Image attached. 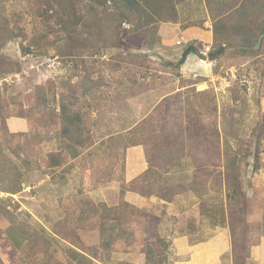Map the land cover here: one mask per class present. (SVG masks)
I'll return each instance as SVG.
<instances>
[{
  "label": "rangeland",
  "instance_id": "obj_1",
  "mask_svg": "<svg viewBox=\"0 0 264 264\" xmlns=\"http://www.w3.org/2000/svg\"><path fill=\"white\" fill-rule=\"evenodd\" d=\"M185 1L191 0L177 5L178 20L171 24L179 23L181 10L186 23L180 29L205 30L202 0L187 9ZM235 5L233 0L228 9ZM44 10L40 0H0V264H90L77 260L72 250L83 252L76 247L96 254L92 264L194 263L200 251L189 252L188 244L209 248L231 241L226 226L231 189L223 178L227 152L240 161L247 197L254 245L247 264H264V39L262 47L248 45L243 52L239 37L222 34L232 21L213 20L221 35L216 41L214 34L209 51L202 42L182 39L178 28L167 41L160 23L146 41L126 38L105 52L98 47L106 42L103 34L96 50L83 48L89 40L68 53L67 43L50 31L55 20ZM255 24L250 30L260 32ZM222 42L232 45L211 60ZM185 52L190 59H182L180 67L167 64L178 63ZM63 104L85 119L88 149L77 134L68 138L52 124ZM211 142L213 153L207 149ZM130 148L143 151L148 164L141 158L143 170L159 172V187L167 194L177 188L186 193L171 205L151 202L153 196L135 200L137 210L157 219L160 231V241L150 243L159 249L146 247L143 253L139 220L127 224L120 209L107 211L118 208L112 205L116 199L134 202L126 197L134 180L124 179ZM256 154L260 169L254 171ZM58 162L62 166L53 167ZM112 177L120 187L119 193L108 191V203L89 197L87 182L93 189ZM197 192L203 197L196 198ZM192 193L197 201L189 198ZM231 262V253L223 256L222 264Z\"/></svg>",
  "mask_w": 264,
  "mask_h": 264
},
{
  "label": "trees",
  "instance_id": "obj_2",
  "mask_svg": "<svg viewBox=\"0 0 264 264\" xmlns=\"http://www.w3.org/2000/svg\"><path fill=\"white\" fill-rule=\"evenodd\" d=\"M40 1L44 5L45 16L55 20L53 25L49 26L50 31L54 33L55 37L60 41L62 40L64 43H67L66 49H68L67 51L70 53L75 48L77 43L81 45L82 41L89 40L91 43H85L83 48L88 51L96 50L97 43L103 34H105L104 36L106 38V42L98 45V47L106 50L105 52H109V50L117 48L119 43L122 44L123 39L126 38H130L133 41H146L147 34H156L160 23H177V5L183 0H179L178 2L175 0ZM263 9L264 2L261 0H241V2L236 6L224 11L222 14L223 22L227 19L232 21L230 27L227 29L230 39L233 36H237L244 42L243 45L239 46L243 52H245L243 49H245L247 45H250L252 49L262 47L264 39V20H254V22H252L249 17L253 15L261 17L264 15V12L260 14L259 11H263ZM247 22H249V27H247ZM252 24H255V28L260 30V32L251 31L250 29H253ZM125 26H127V28ZM228 45L231 46L232 44L229 42ZM189 49L192 48L189 47ZM224 51V47L220 48L213 54H210L209 57L211 60H214L218 57V55L223 54ZM187 53L188 52H185L184 55H187ZM69 55L73 54H68V56ZM184 57L182 56L181 60L176 64H167L180 67ZM86 91L87 90L84 89V92ZM53 111L55 112V110ZM52 124H59L62 134L68 138L77 134L79 137V144L86 149L89 148L91 137L85 126V119L80 113L71 112L68 109V106L63 104L59 114L56 116L54 115V117L52 116ZM86 132L88 139L86 137L83 139V135L86 134ZM256 133L257 130L253 132L252 136L254 137ZM262 133H264V131ZM258 140L260 141V137H258ZM262 141L263 140L259 142V146L262 144ZM211 143L212 144L207 147L209 153L216 151V144H214V142ZM255 157L257 158V162H255L253 167L254 171H257L260 169L259 154H256ZM223 158V178L225 179V183L227 182L229 189H231L227 195L229 202L227 203L228 216L226 218V226H228L231 236L232 261L234 264H247V261H249L251 257L250 249L254 245L250 244V236L252 238V235L249 233L250 226L248 222V215L245 212L247 208V197L241 191L240 161L237 156H230L228 152ZM61 166L62 163L60 162L53 165V167ZM209 176L210 174H206V177ZM160 180H162L160 173H155L152 169L148 168V170H146L141 177L136 178L133 183L129 185L128 190L130 189L134 193H139L143 197L150 198L155 196L164 201H172L174 197L182 193L181 190H178L180 188H177L176 191L172 190L170 194H167L164 189L159 187ZM163 185L165 186L166 184L163 183ZM195 195L199 199L203 197L201 192H197ZM102 205L106 207L105 204ZM113 206H118V208H107V211H109V213H113L115 210H117V212L121 211V213L125 215L127 224H131L133 222L137 223L139 220V231L143 236L141 249L142 253L145 252L144 250L146 247H148L147 251L151 250V246L157 250L159 249L158 244L150 246L152 239H155V241H160L161 239L160 231L158 232L157 230L158 221L152 216V214H149L144 210H137L135 206H131L125 202H119L118 199L115 200ZM136 211L139 214L137 216V220H134ZM112 220L117 221V218L112 216ZM129 231L130 234H133L132 237L134 243H136V233L133 230ZM9 237L12 241H14L12 236ZM19 247H22V245H19ZM76 248L83 252L81 253L71 249L76 255L77 260L84 259L92 264L93 260L96 259V254H88L83 248Z\"/></svg>",
  "mask_w": 264,
  "mask_h": 264
},
{
  "label": "crops",
  "instance_id": "obj_3",
  "mask_svg": "<svg viewBox=\"0 0 264 264\" xmlns=\"http://www.w3.org/2000/svg\"><path fill=\"white\" fill-rule=\"evenodd\" d=\"M232 1L233 0H202V3H203V5H204V7L206 9L205 15H206L208 21L206 20L205 24L203 25L205 30H202V28L199 27L200 31H198V32H197V30L193 31V30H189V29H184V30L180 29V27L183 24H185L186 21L185 22H181L182 16H181L180 8L182 6H179V10H180V11L178 10L179 11V19H180L179 23L178 24H171V23L166 24L165 23L164 25H162L161 28H160V36L165 38L167 41H169V40H171L170 39L171 38L170 37V31L173 30V31L176 32L177 28H178L179 31L182 33L181 34V36H182L181 38L182 39H184L186 41L189 39L188 41L196 40V42L197 41L198 42H202L206 46V49L209 48V51H210L211 48L214 47V43L216 41H218L217 40L218 35H221L220 34V32H221L220 30H217L216 28L214 30V25L216 23L213 20L219 21L220 19H222L223 16H221V15L223 14V12L225 10H229L228 8L231 5ZM240 2H241V0H236V5L238 3H240ZM195 4H196V1L195 0H191L190 2L189 1H185L184 5H187L185 7L187 9L188 7H190L192 5H195ZM213 23H214V25H213ZM208 28L210 30H206ZM162 31L167 36H164L161 33ZM214 34H215V37H216V41H214V38H215ZM222 34H223V36L225 38H228V39L230 38L228 36V32H226V33L222 32ZM227 45H228V43L222 42L221 48L224 47V50H225V48H227L226 47ZM227 51H228V49L225 50V52H227ZM193 52H195V54H197L196 50H194ZM190 54H191V52L187 53V55H185V57L186 56L188 57ZM197 56L200 57L201 55L197 54ZM185 57H184V59H185ZM189 59H190V56L188 57V60ZM164 137H166V135H164ZM134 148H130V149L127 150V160H126L127 171H126L125 176H124V179H125L126 183L130 182L132 180H135L139 175L144 173L150 167V166H146L145 169L143 170L142 164H140V161L142 159H144V161H145L144 153H143L142 150H139L140 148H137V149H134ZM88 151H90V149ZM136 156H137V158H136ZM145 165H148V164H146V161H145ZM137 169H139V171H136ZM112 178L107 183H105V182L101 183L100 185H98L96 188H93V189L89 188L90 187V183L87 182L86 184H88L89 187L86 188V192L88 193L89 197H91V199H93L94 201H97V202L108 203L109 202L108 198H109V196H111L110 195L111 192H108V191L112 189L113 193L115 192V190H116V193H119L118 190H119V187H120V184L117 183V181L114 180V178L113 179ZM113 193H112V195H113ZM189 193H191V192H189ZM107 195H109V196L107 197ZM180 195L184 196V195H186V193L180 194ZM180 195H177V197L180 196ZM190 196L191 197H189V198H191V199L193 198V199H195V201H197V199H196L197 197L195 195H193V193L190 194ZM126 197L128 198V201H130V199L134 200V202H132V205L137 207V208H139V209H141L140 207H138L139 205L135 202V200L143 199L145 197L141 196L139 193H134V192H128ZM175 199H173L172 201H164V200H160L157 197L153 196V198H151V202L155 201V203H160L162 205H165V204L166 205H171L174 202ZM114 203H115V200L112 202V205ZM210 244H213L214 247L204 248L202 246V245H204V243H200V242L196 243V244L194 243L192 245L188 244V251L189 252L193 251V250H197L196 252L200 251V253H198L197 255H195L193 257V262L194 263H191V264H222L223 256L228 255L229 253H231V260H232V247H231V241L229 243V239H228V245H230V247L227 244H226L227 246L226 245H224V246L220 245V247L218 246L219 243H210ZM197 245H200V246H197ZM251 257H252V249H251ZM251 257H250V259H251ZM231 263L233 264V262H231Z\"/></svg>",
  "mask_w": 264,
  "mask_h": 264
},
{
  "label": "water",
  "instance_id": "obj_4",
  "mask_svg": "<svg viewBox=\"0 0 264 264\" xmlns=\"http://www.w3.org/2000/svg\"><path fill=\"white\" fill-rule=\"evenodd\" d=\"M196 53H197L198 55H200L197 51H196Z\"/></svg>",
  "mask_w": 264,
  "mask_h": 264
}]
</instances>
